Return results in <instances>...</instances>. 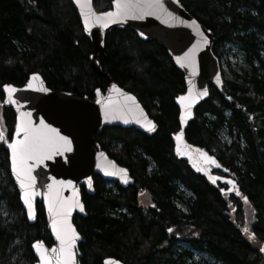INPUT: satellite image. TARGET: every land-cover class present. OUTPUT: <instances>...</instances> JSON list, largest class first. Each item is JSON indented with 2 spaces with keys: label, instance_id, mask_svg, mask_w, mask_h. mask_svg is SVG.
I'll use <instances>...</instances> for the list:
<instances>
[{
  "label": "trees",
  "instance_id": "16d2710c",
  "mask_svg": "<svg viewBox=\"0 0 264 264\" xmlns=\"http://www.w3.org/2000/svg\"><path fill=\"white\" fill-rule=\"evenodd\" d=\"M180 2L213 33L223 78L221 91L209 87L185 139L229 171L239 196L175 155V99L186 88L167 51L131 29H113L102 72L137 97L158 130L148 136L108 127L95 137L134 183L124 187L95 176L93 195L82 188L87 216L74 217L84 240L81 264H264V0ZM93 6L103 12L111 2L93 0ZM94 55L70 0H0V264H36L33 245L54 244L42 204L30 223L10 175L5 142L16 117L3 104V87H22L38 74L52 91L93 100L108 87L92 68ZM228 57L237 60L227 71Z\"/></svg>",
  "mask_w": 264,
  "mask_h": 264
},
{
  "label": "water",
  "instance_id": "95a60500",
  "mask_svg": "<svg viewBox=\"0 0 264 264\" xmlns=\"http://www.w3.org/2000/svg\"><path fill=\"white\" fill-rule=\"evenodd\" d=\"M70 1L78 13L85 35L95 47L96 55L91 57L92 68L95 73L106 79L107 90L99 91V94L96 91L93 100L87 97L79 98L71 93L52 91L40 75L32 74L22 87L6 85L15 89L11 94L15 101L13 103L9 102V94L5 92V86L3 87L4 105L11 108L16 117L11 141L22 138V134L20 137L16 135L17 123L30 122L33 128H40L43 121L48 129H54L55 133L67 137L71 142V151L55 154L32 168L31 175L35 178L34 184L29 189L34 193L31 197L32 219L29 218V209L23 200L25 190L20 187L16 175L12 172L11 150L8 148L11 141L5 144L10 175L30 223L36 220L37 204H42L48 231L54 244L48 247L42 242L37 243L42 245V250H45L46 255L52 259V264H57L53 249H59L60 242L52 229V216L49 213L51 201L59 203L79 200L83 207V211L80 207L73 208L67 218L78 236L72 247L74 264H81L79 247L84 240L74 225V217L87 216L82 201V188L87 194L93 195L95 176L108 182L119 183L124 187L134 183L129 170L118 165L102 151L95 137L108 127L133 128L148 136H152L158 130L156 122L149 116L137 97L119 87L110 76L102 72L100 64L105 61L106 36L113 29H131L141 40L154 41L167 51L176 68L183 74L186 88L185 93L175 99L179 110V131L173 136L175 155L178 159L186 161L194 172L200 173L209 183L227 186L228 194L234 192L237 197L239 196L236 180L228 175L229 172L213 156L191 146L185 139L186 130L194 119L196 108L209 96V86L217 90H221L223 86L220 62L213 52V33L198 22L184 8L180 0H159L163 5L162 9L156 7V0H123L132 5L127 15L115 17L107 27L93 22L87 29L84 16L81 15L82 11L87 14L90 6L96 16L105 12L115 13L116 0H109L111 8L104 12H97L94 9L93 0H80L79 3L77 0ZM193 21L196 23L193 24ZM205 38L207 44L204 43ZM127 96L133 97L135 103L126 100ZM181 97L186 99L181 102ZM106 110L116 118L106 119ZM182 116L183 120H181ZM177 136L180 137L179 140ZM206 157L215 160L216 163L209 162ZM29 163L33 162L29 161ZM212 170L221 174L211 173ZM49 185L52 187L49 188ZM34 255L36 264H40V255L35 248ZM106 262L123 264L116 259H107L103 264Z\"/></svg>",
  "mask_w": 264,
  "mask_h": 264
},
{
  "label": "snow or ice",
  "instance_id": "6c2138e0",
  "mask_svg": "<svg viewBox=\"0 0 264 264\" xmlns=\"http://www.w3.org/2000/svg\"><path fill=\"white\" fill-rule=\"evenodd\" d=\"M79 2L80 0H77V3ZM115 7L117 9L115 13L105 12L100 16H96L89 6L87 14L83 11L81 13V15L84 16L85 28L87 29L88 25L93 22L99 23L103 27H107L108 23L115 17L127 15L132 5L123 2V0H116ZM156 7L163 8V5L159 3V0H156ZM192 23L195 24L196 22L193 21ZM204 43H208L207 38L204 39ZM33 79H36V77H33ZM29 87H31V84H29ZM113 88H115V86H113ZM4 90L9 94V102L14 103L15 101L11 94L15 89L11 86H5ZM97 93L99 94V90H97ZM204 94L206 95V93ZM125 99L135 103L134 98L131 96H127ZM180 99L181 102H183L186 98L181 97ZM105 118L115 119L116 117L110 111L106 110ZM183 119L184 117L182 116L181 120ZM52 133H55V130L48 129L43 121H41L40 128H33L30 122L17 123L16 135L17 137H20L22 134V138L13 139L8 144V148L11 150L12 172L16 175L20 187L25 190L23 200L29 209L30 219L33 218L31 197L34 193L29 191V189H31L32 184L35 182V178L31 175L32 168H34L36 164L42 163L45 159H50L55 154L62 151H71V142L67 137L60 136L58 133L52 135ZM4 139V133L0 132V141H3ZM179 139L180 137L177 136V140ZM206 160L213 164L216 163L215 160L208 157H206ZM29 161H32L33 163L30 164ZM121 171L123 172L124 170ZM229 183L232 182L229 181ZM51 187L52 186L49 185V188ZM75 207H80V210L83 211V207L80 205L79 200H73L71 202L62 201L59 203L51 201L49 203V213L50 216H52V229L56 234L57 240L60 242L59 249H53L57 264H74L72 247L75 240L78 239V236L71 224L68 223L67 218L70 215L71 210ZM169 231H171V229H169ZM244 231L247 232L248 229L245 228ZM33 247L40 255V264H52V259L46 255L45 250H42V245L40 243L34 244ZM260 250L264 251V247ZM106 264H108V262H106Z\"/></svg>",
  "mask_w": 264,
  "mask_h": 264
},
{
  "label": "rangeland",
  "instance_id": "374dc122",
  "mask_svg": "<svg viewBox=\"0 0 264 264\" xmlns=\"http://www.w3.org/2000/svg\"><path fill=\"white\" fill-rule=\"evenodd\" d=\"M229 64L225 66V70L233 69L235 68L236 58L235 57H228ZM0 132L5 133V127H4V121L2 117V103L0 102ZM226 139V137H224ZM245 209L249 210V206H245Z\"/></svg>",
  "mask_w": 264,
  "mask_h": 264
}]
</instances>
